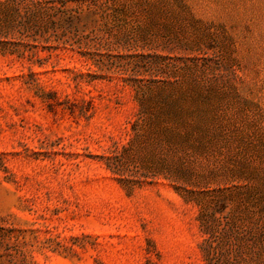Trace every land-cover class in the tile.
<instances>
[{
  "label": "rangeland",
  "instance_id": "1",
  "mask_svg": "<svg viewBox=\"0 0 264 264\" xmlns=\"http://www.w3.org/2000/svg\"><path fill=\"white\" fill-rule=\"evenodd\" d=\"M69 1L57 50L0 15V264H205L214 211L263 235L264 0Z\"/></svg>",
  "mask_w": 264,
  "mask_h": 264
},
{
  "label": "trees",
  "instance_id": "2",
  "mask_svg": "<svg viewBox=\"0 0 264 264\" xmlns=\"http://www.w3.org/2000/svg\"><path fill=\"white\" fill-rule=\"evenodd\" d=\"M69 2L5 0L0 2V15L11 19L13 26L8 31L13 28L21 34L32 32L26 43L33 47L41 45L44 50H57L71 46L69 35L78 20L76 9L69 8ZM8 46L16 45L0 39L1 51L16 52V48ZM107 167L112 169L110 165ZM216 213L198 218L204 235L200 249L205 264H264V234L243 229L229 215L222 217Z\"/></svg>",
  "mask_w": 264,
  "mask_h": 264
}]
</instances>
